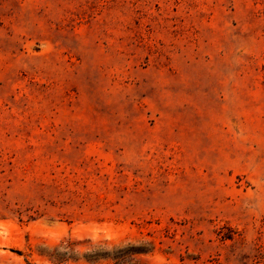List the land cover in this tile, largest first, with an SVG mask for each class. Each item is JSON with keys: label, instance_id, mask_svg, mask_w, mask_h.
I'll return each mask as SVG.
<instances>
[{"label": "rangeland", "instance_id": "obj_1", "mask_svg": "<svg viewBox=\"0 0 264 264\" xmlns=\"http://www.w3.org/2000/svg\"><path fill=\"white\" fill-rule=\"evenodd\" d=\"M263 221L264 0H0V264H234Z\"/></svg>", "mask_w": 264, "mask_h": 264}, {"label": "trees", "instance_id": "obj_2", "mask_svg": "<svg viewBox=\"0 0 264 264\" xmlns=\"http://www.w3.org/2000/svg\"><path fill=\"white\" fill-rule=\"evenodd\" d=\"M218 236L222 243L230 242L227 261H232L234 264H264V221L258 234L251 240H248L242 232L230 228L228 231L220 230ZM73 244L70 240H61L52 245L45 255L55 264L67 262ZM85 258L89 259L88 256Z\"/></svg>", "mask_w": 264, "mask_h": 264}]
</instances>
